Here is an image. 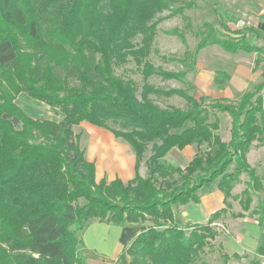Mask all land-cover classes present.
<instances>
[{
  "label": "trees",
  "instance_id": "obj_1",
  "mask_svg": "<svg viewBox=\"0 0 264 264\" xmlns=\"http://www.w3.org/2000/svg\"><path fill=\"white\" fill-rule=\"evenodd\" d=\"M194 5L180 0H0V264H88L79 234L92 223L145 226L126 246L130 264H190L204 238L219 235L214 223L223 211L206 224L181 227L175 223L176 209L200 203L215 188L230 198L243 173L249 176L244 211L264 190V178L247 162L253 142L264 146V73L263 81L234 103L207 102L148 81L159 76L187 82L184 72L156 68L147 58L165 20L159 16L183 15ZM220 24L222 31L208 27L202 33L194 59L214 45L229 53L261 52L246 41L248 35L264 40L260 30ZM130 60L145 81L141 99L135 83L115 73ZM260 64L257 58L254 69ZM22 93L58 110L63 119L29 117L17 103ZM151 95L181 97L187 108H161ZM215 112L232 119L229 142L218 134ZM82 123L106 129L133 148L134 179L97 183L95 164L86 160L81 135L74 133ZM189 145L198 152L187 167L168 160L171 150ZM142 163L146 178L139 174Z\"/></svg>",
  "mask_w": 264,
  "mask_h": 264
},
{
  "label": "crops",
  "instance_id": "obj_2",
  "mask_svg": "<svg viewBox=\"0 0 264 264\" xmlns=\"http://www.w3.org/2000/svg\"><path fill=\"white\" fill-rule=\"evenodd\" d=\"M258 3L260 9L252 17L253 23L249 24L250 27L260 30L264 34V0ZM244 53L247 55L254 54V52L245 51L232 53L233 55L226 53L222 55L220 53L227 64L234 65L231 69L229 68L230 70L217 69L209 71L213 83L218 73H224V75L230 77L223 88H219V90L213 88L214 93H217V95L215 94L217 100L225 99L236 102L251 89L250 87L254 82L253 76L257 72L254 69L257 57H254L252 61L245 58ZM222 118L220 117L218 133L220 132L219 135L224 142H229L231 132L227 139L222 137ZM226 120H228L227 116ZM82 124H87L85 126L89 130L90 141L89 150L84 148L85 158L88 162L95 164L97 183L103 179L107 180L108 183L116 179L127 183L134 179L136 176V156L133 148L106 129L88 123ZM229 128L231 130V124ZM197 152V146L189 145L183 150L176 148L171 150L167 158L172 164L185 168ZM247 162L258 177L264 178V146L259 145L257 141L253 142L247 153ZM126 165L129 166V169ZM139 174L143 178L147 177L148 171L145 163H142ZM248 178L249 176L244 175L243 183L233 187L230 198H227L223 191L215 188L211 192L202 195L200 203L179 207L176 209L175 223L181 227L202 225L206 224L214 214L223 211L220 219L214 223L216 230L219 231L220 228L223 230H220L219 235L215 238L220 241L219 246L222 252L232 260L235 259V261L245 262L247 261L246 258H250L255 263L257 262L256 264H263L264 190L253 196L249 210L244 211L241 202L243 193L247 189ZM234 214H242V216L236 217ZM145 229V226L121 227L106 223L90 224L84 230L83 235L86 240L85 242L83 239L88 264H130V257L125 250L126 246Z\"/></svg>",
  "mask_w": 264,
  "mask_h": 264
},
{
  "label": "rangeland",
  "instance_id": "obj_3",
  "mask_svg": "<svg viewBox=\"0 0 264 264\" xmlns=\"http://www.w3.org/2000/svg\"><path fill=\"white\" fill-rule=\"evenodd\" d=\"M180 1L182 3L193 2L195 3V5L190 9H186L183 15H177L169 18L170 13L164 12L159 16L163 17L165 20L158 25L157 35L153 42L151 52L149 57L147 58V61L151 62L156 68H161L166 71L184 72L186 74L187 82L182 83L176 80L166 81L159 76H152L148 79V81L150 84L159 88L184 89L195 98L205 99V101L207 102L211 100H217V98L215 97V94L217 95V93H214L213 88H216L218 90L219 88H223L224 86H226V82L228 80H226L221 75H217L213 83L211 82V74L209 71H215L217 69L230 70L234 64H227L225 58H223L220 53H222V55L223 53L229 55L233 54L226 52L222 47L218 45H214L206 47V49L202 50L197 58L194 59L193 55L199 42L202 39V33H204L208 29V27H213L218 31H222V26L220 24L221 20L226 23L227 27L231 30L233 24L239 20H245L248 23H253L254 20L252 19V17L256 15L255 12L259 11L260 7L258 2H260L261 0ZM174 32L178 33L179 35L173 34ZM136 41L140 42V39H136ZM246 41L250 46H255L261 49V52H254L253 55H247L245 53L243 54L245 58L252 61L254 57L261 59V64L257 67V72L253 76L254 82L250 87L252 88L253 86L263 81L262 75L264 73V41L258 40L251 35L247 36ZM184 59L187 60L184 61ZM115 73L125 80L133 81L137 87V96L139 99H141L142 87L145 81L136 62L134 60H130L127 62V64L121 67H116ZM201 87L203 88V91ZM151 98L161 108H187L186 101L178 96H174L171 98H160L155 95H151ZM222 100L232 103L235 102L225 99ZM17 103L20 108L33 119L51 120L55 122H60L63 119L61 112L45 105L44 103L31 99L26 93L20 94ZM216 115L219 117V119L220 117L222 118V116H224V118H222V137L224 139H227L231 132L229 127L232 119L228 114L217 113ZM226 116L228 117V120H226ZM85 125L87 124H81L80 126L75 127L74 133L81 135L82 148L89 150V130ZM110 125L114 129L120 130V127L118 125ZM218 134H220V132ZM124 142L127 143L126 141ZM149 148H151V145L149 146ZM126 167L127 169H129L128 165H126ZM230 172H233V168ZM244 175L248 176L247 173H243L238 177L233 185L235 186L237 184H242ZM220 230H222V228H220ZM190 231L191 230H188L187 233H190ZM219 231L216 230L217 233H219ZM83 235L84 231L79 234V237L82 240L84 239ZM219 243L220 241L214 238H204L203 242L196 247L195 254L191 258L190 264L257 263H255V261L251 260L250 258H246L247 261L245 262L235 261V259L232 260L222 252Z\"/></svg>",
  "mask_w": 264,
  "mask_h": 264
},
{
  "label": "built area",
  "instance_id": "obj_4",
  "mask_svg": "<svg viewBox=\"0 0 264 264\" xmlns=\"http://www.w3.org/2000/svg\"><path fill=\"white\" fill-rule=\"evenodd\" d=\"M248 26H250V24L247 21L239 20L236 23H234L231 28L233 30H237V29H243V28L248 27Z\"/></svg>",
  "mask_w": 264,
  "mask_h": 264
}]
</instances>
